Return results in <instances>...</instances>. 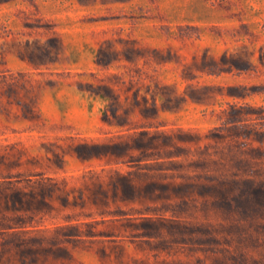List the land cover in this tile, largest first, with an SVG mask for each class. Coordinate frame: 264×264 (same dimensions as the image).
<instances>
[{"label":"rangeland","instance_id":"374dc122","mask_svg":"<svg viewBox=\"0 0 264 264\" xmlns=\"http://www.w3.org/2000/svg\"><path fill=\"white\" fill-rule=\"evenodd\" d=\"M0 264H264V0H0Z\"/></svg>","mask_w":264,"mask_h":264}]
</instances>
